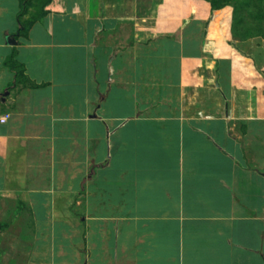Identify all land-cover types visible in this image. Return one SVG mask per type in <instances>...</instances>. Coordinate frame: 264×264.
Here are the masks:
<instances>
[{
  "label": "crops",
  "instance_id": "0c3cea01",
  "mask_svg": "<svg viewBox=\"0 0 264 264\" xmlns=\"http://www.w3.org/2000/svg\"><path fill=\"white\" fill-rule=\"evenodd\" d=\"M45 10L0 0V264H264V41L206 0Z\"/></svg>",
  "mask_w": 264,
  "mask_h": 264
},
{
  "label": "trees",
  "instance_id": "16d2710c",
  "mask_svg": "<svg viewBox=\"0 0 264 264\" xmlns=\"http://www.w3.org/2000/svg\"><path fill=\"white\" fill-rule=\"evenodd\" d=\"M33 0H20L21 11L19 13L20 36L27 37L33 25L41 21L47 14L45 6L48 0H38L43 3L40 12L25 18ZM213 7L220 8L231 5L233 11L232 33L235 39L245 41L254 36L264 35V0H206ZM45 4V6H44ZM5 64L10 68L15 77V82H29L24 65L15 59L12 54ZM35 85L34 83H31Z\"/></svg>",
  "mask_w": 264,
  "mask_h": 264
},
{
  "label": "rangeland",
  "instance_id": "374dc122",
  "mask_svg": "<svg viewBox=\"0 0 264 264\" xmlns=\"http://www.w3.org/2000/svg\"><path fill=\"white\" fill-rule=\"evenodd\" d=\"M211 5V4H210ZM212 7V10H211V14H210V17L211 20L214 22L218 17H220V15L222 14V12L224 10H226L227 8L230 9V25H229V34H228V37H230V39L228 40V37L226 38V41L229 43V44H233L235 47L237 46V43L235 42V38L233 37V33H232V21H233V7L231 5H226V6H223V7H220V8H215L211 5ZM222 26V25H221ZM252 39L255 38L257 40V42L254 43L255 44H259V46H262V43L264 41V35L262 36H254V37H251ZM250 39V38H249ZM225 41V42H226ZM242 40H239V44H242ZM241 48V47H240Z\"/></svg>",
  "mask_w": 264,
  "mask_h": 264
},
{
  "label": "water",
  "instance_id": "95a60500",
  "mask_svg": "<svg viewBox=\"0 0 264 264\" xmlns=\"http://www.w3.org/2000/svg\"><path fill=\"white\" fill-rule=\"evenodd\" d=\"M8 43L11 44V45H15L16 44V41H15V39L8 38Z\"/></svg>",
  "mask_w": 264,
  "mask_h": 264
}]
</instances>
